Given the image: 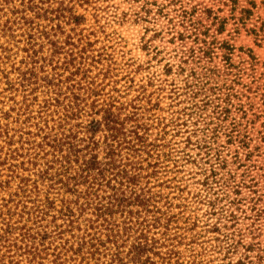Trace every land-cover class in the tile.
Here are the masks:
<instances>
[{
  "label": "trees",
  "instance_id": "16d2710c",
  "mask_svg": "<svg viewBox=\"0 0 264 264\" xmlns=\"http://www.w3.org/2000/svg\"><path fill=\"white\" fill-rule=\"evenodd\" d=\"M70 2L0 0V264H171L166 242L181 197L169 196L182 190L169 177L180 171L167 133L138 97L127 100L130 87H117L98 42L76 33L86 19ZM194 9L179 15L180 62L197 67L194 81L219 78L209 67L216 50L227 71L232 52L210 33L225 20ZM201 170L200 202L234 219L241 186L214 166Z\"/></svg>",
  "mask_w": 264,
  "mask_h": 264
},
{
  "label": "rangeland",
  "instance_id": "374dc122",
  "mask_svg": "<svg viewBox=\"0 0 264 264\" xmlns=\"http://www.w3.org/2000/svg\"><path fill=\"white\" fill-rule=\"evenodd\" d=\"M70 1L86 19L76 33L98 42L93 49L108 56L110 62L103 65L112 69L117 87H130L127 100L138 97L144 116L167 133L180 171L169 177L182 190L169 196L181 197L173 201L177 219L166 242L175 253L171 264H264V0H236L235 5L228 0H180L176 5L171 0ZM193 8L195 17L211 10L225 20L220 33L215 27L210 33L232 52L227 71L223 52L216 50L209 67L224 72L219 78L197 75L194 81L190 75L197 67L180 62L176 37L184 27L179 15ZM228 94L231 107L226 106ZM217 107L228 113L219 117ZM212 166L218 178L241 186L234 219L220 217L218 210L212 214L199 200L206 194L201 169Z\"/></svg>",
  "mask_w": 264,
  "mask_h": 264
}]
</instances>
